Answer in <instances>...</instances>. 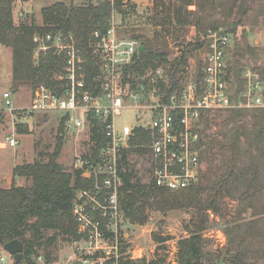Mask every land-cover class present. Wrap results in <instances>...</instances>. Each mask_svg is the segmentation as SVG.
<instances>
[{"label":"trees","instance_id":"16d2710c","mask_svg":"<svg viewBox=\"0 0 264 264\" xmlns=\"http://www.w3.org/2000/svg\"><path fill=\"white\" fill-rule=\"evenodd\" d=\"M155 1H159L160 5L151 18L153 26L159 27L161 31L173 37L175 42L179 41L182 36L181 29L189 25V15L194 14L188 8L198 7L197 0H168V4H165L164 0ZM255 1L264 2V0L218 1L216 5L223 7L227 15L236 9L240 17L236 22L226 26V33L237 34V26H240L242 17L247 15ZM14 2L15 0H0V45L9 48L12 53V81L15 87L12 88L13 91L16 92L17 86L33 90L42 83L53 88L54 75L62 72L66 56L56 54L52 48L41 53L37 62L34 61L36 46L33 36L38 33L51 34L53 38L57 35H62L64 38L71 35L85 59L84 73L87 87L98 93L101 72L97 66V58L89 48V35L94 30L105 32L110 27L112 11L125 14L129 1L114 0L113 4L101 1L82 6L74 5L72 1L70 4L57 1L42 9L43 23L39 27L33 22L15 23ZM211 2L215 4L217 1L211 0ZM131 7L133 8V4L130 5ZM262 10L263 7L260 8V11ZM205 22L204 16L193 18L191 23L196 27L198 35L191 42L177 44V56L172 60L168 59L166 45L162 49L156 48L155 42L143 36H135V39L140 40L141 46L131 64L124 69V82L133 83L135 79L143 78L148 71L163 68L164 79H158L152 84L149 78H145L140 83L146 92L156 90L162 96V102H168L174 93H180L183 88L182 77L190 55L208 46V30L222 27L214 21L209 24ZM242 33V38L246 40L245 32ZM235 48L237 49V45ZM249 51L252 57L255 56L253 49L249 48ZM237 57L238 53H233L227 80L233 77L240 86L245 64L237 60ZM193 79L197 84L198 92H201L202 72L199 63ZM179 115L178 112L176 119ZM209 115L212 114L201 116L202 129L199 130L201 138L197 145L200 159L207 157L210 163L206 173L200 174L199 181L194 186L174 193L158 188L152 183H143L134 172H121L125 218L132 224L142 225L147 221L150 211L166 212L171 209L192 208L195 210L193 230L189 237L178 243L177 264L215 262L256 264L264 260V244L254 251L247 246L246 236L252 230L251 227L255 226L254 224H257L258 230H260L258 225L261 224L264 230V110L232 109L225 111L223 115L214 113L215 118L213 116L209 118ZM221 117H226L218 120L222 123L219 132L221 139L210 137L209 141H204V129L209 128L216 123L217 118ZM64 120L60 119L53 152L39 155L46 156L47 161L23 162L13 168V177L25 178L26 185L0 188V250L3 245L15 239L23 245L21 262L13 261V264H37V249L44 232L54 231L66 237V241H78L81 238L73 219L72 204L79 192L92 188L93 182L91 178L83 176L82 170L86 167L70 173L56 162L62 148ZM1 121L0 118V123ZM93 123L95 124L92 136L94 146L83 158H92L94 162L107 140L102 123L95 119ZM16 130L19 134L28 132L27 127L20 124L17 125ZM134 133L129 142L130 146L122 150L119 162L121 168L127 165L130 155L144 156L149 152L147 146L151 141L150 131L145 127H136ZM226 198L237 201L239 215L250 210L252 225L246 227L238 223L228 226L226 233L229 240L226 250L213 254L204 253L205 240L200 231L205 228L208 221L206 212L211 210L214 215L223 217L220 205ZM158 239L160 242L166 241L163 238ZM54 240L55 238L52 237L48 242ZM45 262H50L48 256Z\"/></svg>","mask_w":264,"mask_h":264},{"label":"built area","instance_id":"2783aa9c","mask_svg":"<svg viewBox=\"0 0 264 264\" xmlns=\"http://www.w3.org/2000/svg\"><path fill=\"white\" fill-rule=\"evenodd\" d=\"M101 1L114 2L87 0L86 5ZM115 13L112 11L110 27L105 32L94 30L89 35V48L96 56L101 72L98 93L87 87L85 59L71 35L67 38L62 35L53 38L51 34L37 33L33 36L36 46L34 59L37 60L41 53L51 48L56 54L66 56L62 72L54 75L55 85L53 88L44 83L37 85L30 91L29 102L24 108L16 106L13 99L15 91L4 90L0 95L1 123L6 114L15 120L16 115L24 119L33 115L57 114L59 120L65 119L64 126L68 132L77 135L88 132L89 148L86 154L94 146L93 119L103 125L107 141L98 159L94 162L92 158L77 159V166L91 171L92 174L87 175L92 179L93 186L79 192L73 200L72 215L81 238L73 241L75 252L67 258V263L72 264H150L143 263L141 253L136 254L128 249L124 251L123 248L128 221L122 205L123 179L120 173L124 170L119 162L122 150L130 146L136 127H145L151 133V141L147 146L148 183L170 192H179L194 186L201 174L197 145L201 138L199 130L202 115L232 109L264 110V27L259 30V40L255 38L253 41L254 47L258 49L257 58L244 67L240 86L233 77L227 80L229 63L232 61V56L228 57L232 34L226 33L223 28L208 30L209 44L199 50L202 59L196 62L194 68L195 72L199 63L202 91L198 92L193 79L183 86L180 93H174L168 102H162V96L156 90L146 92L141 83L135 88L131 86L132 82H124V69L139 53L141 43L137 39L118 35ZM145 78H149L152 84L158 79H164L161 68L150 70L137 80ZM148 94L154 96L148 108L151 120L143 124L140 122L134 128L123 125L119 129L116 117L123 109L129 108L126 101L139 104L142 95L148 97ZM178 112L180 115L176 119ZM17 144L14 135L0 141V147L3 148H14ZM217 240L221 243L220 247L226 243L223 235H219ZM39 262L41 256L38 255L37 264ZM0 264H7L2 255ZM44 264L55 263L44 261Z\"/></svg>","mask_w":264,"mask_h":264},{"label":"rangeland","instance_id":"374dc122","mask_svg":"<svg viewBox=\"0 0 264 264\" xmlns=\"http://www.w3.org/2000/svg\"><path fill=\"white\" fill-rule=\"evenodd\" d=\"M60 1L64 4H70L72 1L74 5L82 6L87 4V0H28L22 2L15 0L14 2V20L16 24L21 22H33L35 26H41L43 23L42 9L50 6L51 4ZM127 1V0H126ZM129 4L126 5L125 14H114V22L118 28V35L125 38H134L135 36H143L147 40L155 42L156 48H164L167 46V52L169 53L168 59L172 60L177 56V44H186L191 42L198 35L196 27L191 23L195 16H204L205 23L212 21L216 22L219 28L225 29L228 24L236 22L240 19L237 15L236 9L227 15L226 10L223 7H218V1L215 4L211 0H197L199 6H189L188 10L194 12L189 15L190 23L185 28L181 29V37L179 41H174L173 37L167 35L164 31H161L159 27L153 26L151 18L154 14L157 6L160 5L159 1L155 0H128ZM165 4H168V0H164ZM133 4V8L130 5ZM217 4V5H216ZM264 8V2L255 1L254 5H251L246 16L242 17L240 26H237V34L231 35V49L229 56L233 53H238L237 60L242 64L248 65L250 62H255L257 58L256 54L258 49H254L253 41L255 38L259 40V30L264 27V10L260 11V8ZM245 32L247 41L242 38V32ZM139 40V39H137ZM140 42V40H139ZM237 45V49L235 48ZM252 45V46H251ZM250 49H253L255 56L252 57ZM37 57V56H36ZM39 57V56H38ZM37 57V60H38ZM202 53L195 51L190 55L185 67V74L182 77V85L186 86L189 81H193V74L196 62L201 61ZM34 59L35 62H37ZM165 69L161 68V76L164 77ZM140 84L137 79L131 83L135 88ZM15 88L12 81V53L7 47L0 45V95L4 90H14ZM16 92L13 94V99L18 108H24L29 102V96L31 89L24 86H17ZM156 97V96H155ZM157 98V97H156ZM154 99L153 94L147 96L142 95V99L139 104L133 101H126L125 108L121 111V114L116 117V124L119 129L123 125H129L130 127H136L141 122H149L151 120L150 112L148 111L151 100ZM126 100V98H125ZM136 107V108H135ZM221 115L224 112H217ZM214 114L209 115V118ZM214 117V116H213ZM16 120L9 114L4 115L0 124V141L5 140L6 137L14 135L18 144L14 148L0 147V186L1 188H9L12 185L25 186L27 181L25 178L13 177V168L21 163H32L35 160L47 161V157L39 156L40 154L53 152L56 144V138L58 135V126L60 123L57 114H48L46 117L41 115H33L31 118H24ZM215 118V117H214ZM226 119L221 117L216 119V123L212 124L209 128L203 131V140L209 141L210 137L221 139L219 134L222 128V123L218 120ZM22 121V124L20 122ZM142 123V124H143ZM17 124L26 126L28 132L26 134H19L16 130ZM202 129V125H201ZM206 136V137H205ZM88 132L85 131L79 135L64 130L62 139V148L57 159V163L60 164L66 172H73L75 170H81L77 166V159H84L86 152L89 148ZM201 173H206L208 166H210L207 157H201ZM124 172H134L136 176L143 182H149V163L148 155H130L128 157L127 165L123 167ZM84 177L89 178L86 171L83 169ZM92 174V173H91ZM200 177V176H199ZM202 177V176H201ZM199 181V178H198ZM175 193V192H174ZM177 193V192H176ZM204 198V197H203ZM221 215H214L211 210L206 212L208 221L203 230L200 231L201 236L204 238L203 244L204 253H215L226 250L228 244V235L226 228L234 224H243L246 227L252 225L250 222L253 219L250 217V210L242 215L237 213V201L230 199H224L220 205ZM195 210L190 209H171L166 212L150 211L148 212V219L142 225L132 224L128 222L125 227V235L123 241L124 251L129 250L136 254L141 253L144 259V263L150 264H171L172 262H178V243L180 240L190 236L193 230L192 223L194 222ZM241 218V219H240ZM33 220H30L32 222ZM252 226L249 234L246 236V244L251 247L252 250L257 251L264 244V230H262L261 224H259L260 230L257 228V224ZM219 235H223L225 238V245L221 246V243L217 240ZM29 236V234H28ZM54 237L55 240L51 243L48 239ZM158 238L166 239L165 242H160ZM40 246L37 249V254L41 256V262L44 264L45 258L48 256L50 262L55 264H72L67 263V258L73 252L75 247L73 241H66V237L55 233L54 231L44 232L42 240H40ZM0 250V255L3 254L7 264H13V259L6 252ZM254 261V260H253ZM208 264H223L220 262L208 263ZM256 264H264V260L258 261Z\"/></svg>","mask_w":264,"mask_h":264},{"label":"water","instance_id":"95a60500","mask_svg":"<svg viewBox=\"0 0 264 264\" xmlns=\"http://www.w3.org/2000/svg\"><path fill=\"white\" fill-rule=\"evenodd\" d=\"M2 250L11 256L14 262H21L23 257V245L19 240L15 239L6 243L3 245Z\"/></svg>","mask_w":264,"mask_h":264},{"label":"crops","instance_id":"0c3cea01","mask_svg":"<svg viewBox=\"0 0 264 264\" xmlns=\"http://www.w3.org/2000/svg\"><path fill=\"white\" fill-rule=\"evenodd\" d=\"M0 188H1V186H0ZM2 256H4L3 254H1Z\"/></svg>","mask_w":264,"mask_h":264}]
</instances>
